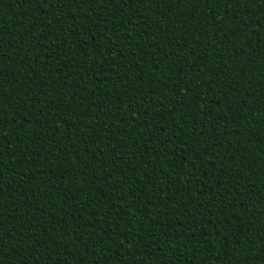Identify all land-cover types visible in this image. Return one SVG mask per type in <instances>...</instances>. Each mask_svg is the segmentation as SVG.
Wrapping results in <instances>:
<instances>
[{
    "label": "trees",
    "instance_id": "trees-1",
    "mask_svg": "<svg viewBox=\"0 0 264 264\" xmlns=\"http://www.w3.org/2000/svg\"><path fill=\"white\" fill-rule=\"evenodd\" d=\"M0 40L9 105L0 137L12 141L0 161V255L12 264H260L264 0H0Z\"/></svg>",
    "mask_w": 264,
    "mask_h": 264
},
{
    "label": "snow or ice",
    "instance_id": "snow-or-ice-1",
    "mask_svg": "<svg viewBox=\"0 0 264 264\" xmlns=\"http://www.w3.org/2000/svg\"><path fill=\"white\" fill-rule=\"evenodd\" d=\"M37 2L40 3L42 6H44L45 4L49 5V6H52V5H57L58 6V5L63 4L67 8H72V7L76 6L77 4H79L80 6H83L85 4H87L88 6H92V5L97 4V3L102 4V5H121L124 8H127L129 4L143 5L145 3H151L152 6H154V7L158 4V0H37ZM189 2L198 5L199 3H201V0H189ZM202 2L204 4L222 2L223 5L225 7H227L230 4L239 6V5H242V4L252 3V2H254V0H202ZM47 8L55 10V11H59L58 7H47ZM89 15L90 16H96V15H93L92 12H90ZM112 17H115V13L114 12L112 13ZM238 17H239V12H236L234 14V16L232 15L228 19L238 20ZM63 18L64 17H63V13H62L59 16V20H62ZM57 22H58V19L53 17V19L46 25V27L51 28L52 25L57 23ZM218 23H219V21H217L216 17H214L213 18L212 27H216L218 25ZM205 27L207 28V25ZM241 31H242V29L240 27V23L238 22L235 25L234 30H232V32H231V37H236L238 32H241ZM93 37H95V36L93 35ZM231 37L228 40L229 44L232 43ZM119 38L120 37H117V39H119ZM2 43H3V41L0 40V44H2ZM137 47H139V45H137ZM0 52H3L2 48H0ZM46 52L48 53L49 57L52 55L50 50L46 49ZM145 54H147V53H145ZM56 55H59V51L56 52ZM18 67L19 66H17L16 68H18ZM5 70L6 69H5L4 59L0 58V89H2V86H3V84H5V80L7 79V77H5L3 75ZM213 74H215V73H213ZM15 78L16 77L14 76V79ZM81 79H83V77H81ZM204 83L205 82H203V81L198 82L196 84V87L203 88L204 87ZM187 84H188L187 91L189 93H191L192 92V83H191V81H188ZM123 86L127 87L125 85H123ZM217 87H219V85H217ZM209 90L210 89H205V92H204L205 96L208 95ZM169 91H171V89H169ZM196 96L199 97V93H196ZM4 106H9V105L5 101L4 97L0 96V109H2V107H4ZM36 107H38L39 109H43L44 108V107H42L41 104L36 105ZM30 112H31V109H29V113ZM41 114H43V113H41ZM208 114L211 115V110L210 109L208 110ZM237 131H239V129H237ZM15 135L16 134L13 133V136H15ZM173 135H175V133H173ZM199 135H203V129H201L199 131ZM196 138H197L196 135H190V139L191 140H196ZM11 143H12L11 140L9 142H6L3 137H0V161L3 160V155H4L3 146H4V144H9L10 145ZM83 143L87 144V141H83ZM261 147L264 148V145H262ZM8 149H11V148H8ZM194 155H202V153L195 152V150H194ZM190 162H191V160L189 159V163ZM194 167H198V166L194 165ZM16 172H18V171H16ZM205 175H206V173H205ZM157 179H160V178L157 177ZM190 180H191V176L189 177V182H190ZM10 182H11V180H9V183ZM118 182L122 185L124 183V180L121 179ZM149 182H151V178H149ZM6 191H7V189L4 187L3 164H0V194L5 193ZM121 191H123V188H121ZM150 201H151V199H149L148 203ZM0 208H3V203H0ZM188 215H191V212H189ZM23 219H24V217H23ZM21 221H23V220H21ZM0 225H2V226H0V233H3L4 232L3 219H0ZM243 244H244V250H245V252H247V246H248L249 242L247 240H245L243 242ZM5 247H7V244L4 243L3 235L0 234V253H3V249ZM173 247H175V245H173ZM257 254L255 255L254 259L257 260V261H260V264H264V250H259L258 249ZM241 255H243V254H241ZM0 264H12V259L10 260L9 258H7L4 255H0ZM120 264H124V262L121 261ZM228 264H232V262L229 261Z\"/></svg>",
    "mask_w": 264,
    "mask_h": 264
}]
</instances>
